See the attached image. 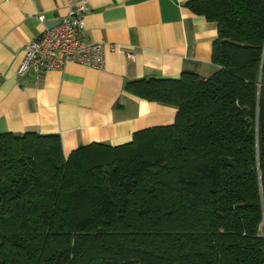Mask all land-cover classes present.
<instances>
[{"label": "trees", "instance_id": "16d2710c", "mask_svg": "<svg viewBox=\"0 0 264 264\" xmlns=\"http://www.w3.org/2000/svg\"><path fill=\"white\" fill-rule=\"evenodd\" d=\"M216 72L141 78L171 124L67 156L0 133V264H264V0H188Z\"/></svg>", "mask_w": 264, "mask_h": 264}, {"label": "crops", "instance_id": "0c3cea01", "mask_svg": "<svg viewBox=\"0 0 264 264\" xmlns=\"http://www.w3.org/2000/svg\"><path fill=\"white\" fill-rule=\"evenodd\" d=\"M81 1L0 0V133L58 134L65 156L92 143L121 145L174 121V106L134 94L129 82L218 69L211 58L217 23L192 12L188 0H85L81 38L117 46L104 66L69 62L18 77L24 46L44 28L37 16L56 24Z\"/></svg>", "mask_w": 264, "mask_h": 264}, {"label": "built area", "instance_id": "2783aa9c", "mask_svg": "<svg viewBox=\"0 0 264 264\" xmlns=\"http://www.w3.org/2000/svg\"><path fill=\"white\" fill-rule=\"evenodd\" d=\"M86 10V1L82 0L76 8L68 12L59 25L53 28L45 25L43 14L38 15L37 19L44 24V28L24 46L16 70L17 76H24L30 70L42 73L50 69H63L69 62L102 68L107 51H115L117 46L103 42H88L81 38L80 29L84 26ZM128 55L132 56L131 53Z\"/></svg>", "mask_w": 264, "mask_h": 264}, {"label": "water", "instance_id": "95a60500", "mask_svg": "<svg viewBox=\"0 0 264 264\" xmlns=\"http://www.w3.org/2000/svg\"><path fill=\"white\" fill-rule=\"evenodd\" d=\"M60 22H61L60 20H58V21L56 22V24H54L53 22H51V24H47V27H49V28H53V27L59 25Z\"/></svg>", "mask_w": 264, "mask_h": 264}]
</instances>
